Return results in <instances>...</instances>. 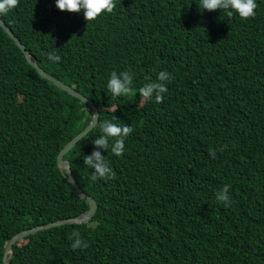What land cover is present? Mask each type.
<instances>
[{
    "label": "trees",
    "instance_id": "trees-1",
    "mask_svg": "<svg viewBox=\"0 0 264 264\" xmlns=\"http://www.w3.org/2000/svg\"><path fill=\"white\" fill-rule=\"evenodd\" d=\"M196 3L114 0L86 22L54 0H18L0 16L40 67L94 101L100 121L132 129L121 156L102 151L111 178L83 164L99 123L64 155L98 210L15 243L11 264H264V0L248 19ZM121 70L132 94L112 97L106 80ZM161 70L167 91L148 102L139 88ZM91 120L0 25V264L16 233L89 208L57 160ZM225 184L228 207L215 198ZM74 229L86 248L70 247Z\"/></svg>",
    "mask_w": 264,
    "mask_h": 264
},
{
    "label": "clouds",
    "instance_id": "clouds-1",
    "mask_svg": "<svg viewBox=\"0 0 264 264\" xmlns=\"http://www.w3.org/2000/svg\"><path fill=\"white\" fill-rule=\"evenodd\" d=\"M17 4L18 0H0V16L14 9ZM54 4L61 11L82 13L86 22L94 21L102 13H111L115 6L114 0H54ZM196 5L201 12L219 9L228 18L235 14L241 19H248L256 15L257 0H199ZM48 59L51 62H59L61 57L51 52L48 54ZM170 79V74L164 70L157 72L155 80L146 78V82L139 88V96L148 102L160 103L163 99V94L167 91V82ZM132 85L133 74L131 71L121 70L119 73L112 71L106 80L105 91L112 97L130 96L132 94ZM94 119L98 120L100 134L92 139L95 147L90 154L83 155V164L92 171L93 179H108L114 173L102 151L104 153L110 150L113 155L121 156L125 151L124 140L132 129L126 124H117L107 119L100 121L95 113L92 121ZM209 155L215 158L214 151H210ZM229 188L230 185L225 184L215 193L216 200L222 202L225 207L230 205L232 199ZM72 237L73 240L70 247L73 250L77 248L83 249L88 246L87 241L81 237L79 231L74 229Z\"/></svg>",
    "mask_w": 264,
    "mask_h": 264
},
{
    "label": "water",
    "instance_id": "water-1",
    "mask_svg": "<svg viewBox=\"0 0 264 264\" xmlns=\"http://www.w3.org/2000/svg\"><path fill=\"white\" fill-rule=\"evenodd\" d=\"M0 25L10 35V37L13 38L14 41L21 47V49L23 50L25 56L30 60L32 65L37 69V71L41 74V76H43L44 78L52 81L54 84H56L58 87H60L64 91L68 92L70 95H72L74 97H77V98L83 100L84 102H86L87 105H88V108H90V110L92 111V117H93V115L95 113V114L98 115V119H99L100 112H99L98 107L95 105L93 100H91L88 97L84 96L83 94L79 93L73 87L65 84L64 82H62L61 80L57 79L53 75L49 74L42 67H40V65L35 60H32L30 52L27 49L26 45L16 36V34L13 32V30L3 21V19L1 17H0ZM97 122H98V120L94 119L92 121V124L90 122L89 125L84 130H82L76 136H74L60 150V152L58 154V160H57L59 167L64 171V174H65L66 178L68 179V182L71 184L73 190L76 192L77 196L80 199L88 202L89 208L85 212H83L82 214H80L77 217H71V218L56 220V221L48 222L46 224H39V225H36L34 227H31V228H28V229H24V230L16 233L10 239V241L8 242V244L6 246L4 257H3V263L4 264H11V261H12L13 255H14V244L19 242V241H21L25 237H27V236H29L31 234H35L38 231L51 228L53 226H61V225L67 224V223H84V222H88V221L91 220V218L94 216V214L98 210L97 201L91 195L86 194L85 192H83V190L81 189L80 185L78 184V181H77L76 177L73 174L70 160L64 158V155L67 152H69L78 143L79 140H81L84 136H86L98 124ZM93 124H95V125H93ZM84 132H86V133L84 134ZM83 134H84V136L81 137Z\"/></svg>",
    "mask_w": 264,
    "mask_h": 264
},
{
    "label": "rangeland",
    "instance_id": "rangeland-1",
    "mask_svg": "<svg viewBox=\"0 0 264 264\" xmlns=\"http://www.w3.org/2000/svg\"><path fill=\"white\" fill-rule=\"evenodd\" d=\"M3 21H4V20H3ZM4 22H5V21H4ZM5 23H6V22H5ZM27 49H28V48H27ZM28 50H29V49H28ZM29 52H30V50H29ZM30 55H31V59H32V60H35V61L37 62L36 58L31 54V52H30ZM25 57H26V56H25ZM26 59L28 60L29 63H31L30 60H29L27 57H26ZM37 63H38V62H37ZM31 64H32V63H31ZM46 72H47V71H46ZM49 74H50V73H49Z\"/></svg>",
    "mask_w": 264,
    "mask_h": 264
}]
</instances>
